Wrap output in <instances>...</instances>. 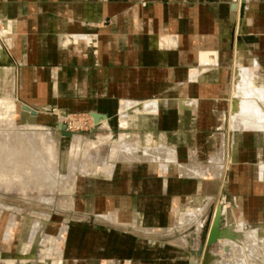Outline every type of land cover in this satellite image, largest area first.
I'll list each match as a JSON object with an SVG mask.
<instances>
[{"label": "crops", "instance_id": "crops-1", "mask_svg": "<svg viewBox=\"0 0 264 264\" xmlns=\"http://www.w3.org/2000/svg\"><path fill=\"white\" fill-rule=\"evenodd\" d=\"M237 5L234 0H0V15L15 18L3 21L7 34L12 23L23 32L27 102L101 114L110 129L123 119L135 132L131 150L119 152L129 162L111 165L110 176L94 183L88 200L89 208L104 209L105 218L120 228L89 227L86 234L76 228V260L188 264L190 248L177 246L172 234L190 222L204 224L213 198L225 195L232 220L264 221V192L255 186L263 180L256 167H245L250 152L239 148L255 136L238 137L248 131L264 135V122L250 120L247 88L252 83L262 95L264 89L250 76L242 81L243 70L231 116L238 146L232 165L226 177L221 167L211 173L219 176H193L205 174L198 160L215 156L223 145L220 132L236 78L229 74L233 57L264 84V0L248 1L240 33ZM80 33L88 36L67 39ZM213 57L219 69L201 70Z\"/></svg>", "mask_w": 264, "mask_h": 264}, {"label": "rangeland", "instance_id": "rangeland-1", "mask_svg": "<svg viewBox=\"0 0 264 264\" xmlns=\"http://www.w3.org/2000/svg\"><path fill=\"white\" fill-rule=\"evenodd\" d=\"M248 1L234 0L238 4V33L245 23ZM13 17L0 15V174H5L4 167L11 168L8 170L9 175L12 172L9 176L12 179L0 180V264H103L109 260H76L73 254V231L80 228L86 234L89 227L120 228L121 223L109 222L105 218L104 209L95 212L89 208L88 200L93 193L94 183L110 176L108 170L111 165L129 162L121 160L119 152L131 150L135 132L123 125V119L122 125L110 129L107 124L103 125L104 119L95 124L89 113H72L53 105L41 108L27 102L22 95L23 73L27 67L24 48L20 44L23 32L14 30L12 23V30L7 34V24L3 25V21L13 22ZM83 36L88 35L80 33L68 36L67 39L77 40ZM237 58L233 57L229 67V74H236V78L230 99L231 109L226 113L224 129L220 132L224 133L223 145L215 156L205 161L198 160L201 166L190 163L209 174L193 176H219L211 173L221 167L220 175L224 169L223 176L226 177L232 165L233 151H238V146L237 139H234V128L231 127V116L237 100L234 92L240 72L243 70L242 81L250 76L264 89V84L262 81L260 83L253 69L237 63ZM214 60L213 57V61L203 65L201 70L219 69ZM257 66L254 63V67ZM192 69L199 70L194 67ZM260 75H263L262 72L257 74ZM190 78L196 79V74ZM247 91L248 101L253 102L250 120L260 124L264 122V94L252 83ZM59 124L65 125L66 131L60 130ZM260 133L241 132L238 137L255 136L249 146L241 142L239 148L250 152L245 167H256L257 176L263 181L256 182L255 186L264 192V179L260 175L261 169L264 170V135ZM121 138L126 142L122 143ZM144 146V143H140V147ZM113 154L119 157L114 159ZM25 155L28 156L25 158ZM3 156H6L5 160ZM14 158L20 161L14 162ZM15 163L23 166V170L21 167L19 170V166L17 169ZM213 200L204 215V224L202 221L197 224L190 222L172 234V241L178 240L177 246L190 248L188 264H203L209 231L218 211L221 213L220 229L223 236L210 248L214 257L210 264H264V221L250 223L232 220V206L226 195ZM160 234L166 236L167 231L162 228ZM187 235L189 237L186 239Z\"/></svg>", "mask_w": 264, "mask_h": 264}, {"label": "water", "instance_id": "water-1", "mask_svg": "<svg viewBox=\"0 0 264 264\" xmlns=\"http://www.w3.org/2000/svg\"><path fill=\"white\" fill-rule=\"evenodd\" d=\"M91 116L94 118L95 124H98L100 119H107L106 116L101 114H92ZM59 128L60 130L66 131V126L63 124H59ZM66 135L69 136V133H66ZM220 226L221 213L220 211H218L209 231L207 245L203 255V264H210L214 260V257L211 255L210 248L223 236V232L221 231Z\"/></svg>", "mask_w": 264, "mask_h": 264}, {"label": "bare ground", "instance_id": "bare-ground-1", "mask_svg": "<svg viewBox=\"0 0 264 264\" xmlns=\"http://www.w3.org/2000/svg\"><path fill=\"white\" fill-rule=\"evenodd\" d=\"M102 126H103V125H102ZM0 127H1V126H0ZM237 132H238V131H237ZM36 134H37V133H36ZM25 140H26V139H25ZM21 141H22V140H21ZM21 144H22V143H21ZM8 145H9V144H8ZM10 147H12V146H10ZM15 148H16V146H15ZM2 149H4V148H2ZM8 150H9V149H8ZM12 150H13V149H12ZM14 150H15V149H14ZM14 150H13V151H14ZM10 151H11V148H10ZM20 151H21V150H20ZM22 151H23V150H22ZM15 152H16V151H15ZM15 152H14V155H15ZM17 152H18V151H17ZM132 152H133V150H132ZM1 153H2V151H1ZM1 153H0V154H1ZM7 153H8V151H7ZM12 153H13V152H12ZM24 153H25V152H24ZM27 153H28V152H27ZM117 153H118V152H117ZM4 154H6V152H5ZM19 154H21V153H19ZM19 154H18V155H19ZM22 154H23V153H22ZM28 154H29V153H28ZM8 155H10V152H9ZM12 155H13V154H12ZM0 156H1V155H0ZM6 156H7V155H6ZM6 156H3V157H4V158H3L4 160H5V157H6ZM26 156H28V155H25V156H23V157L26 158ZM7 157H8V156H7ZM11 157H13V156H11ZM11 157H10V158H11ZM19 157H20V156H19ZM113 157H114V154H113ZM115 157L118 158L119 156L117 157V156L115 155ZM115 157H114V159H115ZM20 158H22V157H20ZM119 158H121V157H119ZM1 159H2V158H1ZM1 159H0V161H1ZM14 159H15V158H14ZM14 159H13V160H14ZM31 159H32V158H30V160H31ZM33 159H34V158H33ZM33 159H32V160H33ZM6 160H7V159H6ZM10 160H11V159H10ZM13 160H12V161H13ZM16 160H17V159H15L14 162H15ZM23 160H24V159H23ZM26 160H28V159H26ZM8 161H9V160H8ZM19 161H20V160H17V162H19ZM1 162H2V161H1ZM9 162H10V161H9ZM14 162H13V163H14ZM25 162H27V161H24L23 163H25ZM13 163H12V164H13ZM20 163H21V162H20ZM6 164H7V162H6ZM15 164H17V163H15ZM8 165H9V164H8ZM19 165H20V164L18 163L15 167H17V166H19ZM20 167H21V166H19V170H20ZM22 167H23V166H22ZM22 167H21V168H22ZM6 168H7V167H6ZM8 168L11 169L10 167H8ZM12 168H13V166H12ZM113 168H114V167H113ZM9 169H5V167H4V170H3V171H5V170H6V171L4 172L5 174H0V180H2V179H5V180L12 179V176L9 178V176L12 175V174H11L12 172H10V175L8 174V172H9L8 170H9ZM14 169H15V168H14ZM17 169H18V167H17ZM22 170H23V168H22ZM24 170H26L25 167H24ZM17 171H18V170H17ZM1 173H2V172H1ZM7 174H8V175H7ZM14 174H15V173H14ZM16 174H17V172H16ZM26 174H27V173H26ZM103 174H104V173H103ZM17 176H19V174L16 175V177H17ZM21 177H22V176H21ZM13 178H14V177H13ZM21 179H22V178H21ZM20 182H21V180H20ZM23 182H24V181H23ZM12 186H13V185H12ZM15 188H16V187H15ZM17 188H18V187H17ZM8 232H9V230H8ZM8 232H7V233H8ZM8 237H9V236H8ZM26 250H27V249H26ZM236 259H237V258H236ZM253 260H254V259H253ZM239 261H240V260H239ZM240 264H241V263H240Z\"/></svg>", "mask_w": 264, "mask_h": 264}]
</instances>
